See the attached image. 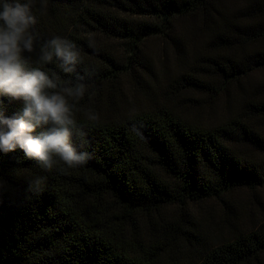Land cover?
<instances>
[{"label": "trees", "instance_id": "16d2710c", "mask_svg": "<svg viewBox=\"0 0 264 264\" xmlns=\"http://www.w3.org/2000/svg\"><path fill=\"white\" fill-rule=\"evenodd\" d=\"M32 12L25 67L49 92L86 86L67 99L73 146L92 159L49 171L0 154V264H264V208L245 218L235 201L264 190V0H32ZM56 36L80 52L70 73L41 62ZM23 106L0 96L6 117ZM211 202L221 219L202 222L194 207Z\"/></svg>", "mask_w": 264, "mask_h": 264}, {"label": "clouds", "instance_id": "9594fccd", "mask_svg": "<svg viewBox=\"0 0 264 264\" xmlns=\"http://www.w3.org/2000/svg\"><path fill=\"white\" fill-rule=\"evenodd\" d=\"M36 23L32 0L27 3L0 0V96L24 101L20 112L10 117L0 112V154L20 150L49 171L57 158L68 169L79 168L88 164L92 157L73 146L77 122L67 97L83 98L86 86L77 84L74 88L49 92L47 90L57 88L54 80L40 68L26 69L22 53L33 51L32 28ZM90 46L94 47L95 42L90 40ZM54 57L63 62L61 67L67 73L74 71L69 65L80 62L76 43L59 36L42 49L41 62L50 64ZM89 118L97 121L100 117L90 113ZM37 129L41 131L37 133ZM136 135L144 138L139 130Z\"/></svg>", "mask_w": 264, "mask_h": 264}, {"label": "rangeland", "instance_id": "374dc122", "mask_svg": "<svg viewBox=\"0 0 264 264\" xmlns=\"http://www.w3.org/2000/svg\"><path fill=\"white\" fill-rule=\"evenodd\" d=\"M244 0H227V4L231 7V9L236 8L239 5H242ZM201 40V36L198 35V40L195 42H199ZM150 50L152 51V55L154 58L158 59V56L164 57V53L160 54V51H167L169 48H166V45H162L160 42L152 43L150 46ZM168 58H170L169 64H172V56L169 54ZM261 74H255L254 78H260ZM222 107H215L212 110L207 112V117L210 119H215V117H219L222 113ZM260 201H257L254 198V194L250 191L244 190L236 193L235 201L237 209L242 213L245 218L253 217L254 220H259L262 217L264 208V190L258 192ZM194 208L199 211L202 222H205L207 218H215L216 221H219L222 216V210L220 211V206L211 202L206 205L195 206Z\"/></svg>", "mask_w": 264, "mask_h": 264}]
</instances>
